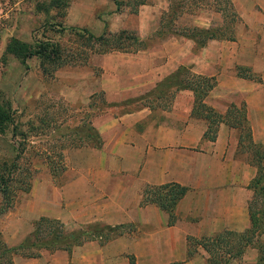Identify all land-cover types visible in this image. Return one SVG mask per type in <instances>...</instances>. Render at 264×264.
Returning <instances> with one entry per match:
<instances>
[{
    "label": "crops",
    "instance_id": "0c3cea01",
    "mask_svg": "<svg viewBox=\"0 0 264 264\" xmlns=\"http://www.w3.org/2000/svg\"><path fill=\"white\" fill-rule=\"evenodd\" d=\"M103 1L108 8L102 11ZM115 4L114 0H72L66 20L95 33L107 26L116 30L114 13L109 14ZM233 5L240 18L234 40L210 39L185 61L179 52L181 57L188 54L189 43L178 50V39H172L168 42L171 58L164 70L168 73L177 60L188 63L196 73L216 76V85L205 102L221 113L228 104L244 102L253 140L264 146V0H233ZM205 19L202 23L207 28L212 23ZM237 65L249 67L260 80L238 76ZM164 70L160 69L161 77L166 75ZM149 72L105 69L96 82L111 99L141 84L139 79ZM122 74L139 79L125 86L120 81ZM151 74L154 80L158 77L156 71ZM176 94L173 109L163 110L157 117L149 115L145 105L95 117L93 126L101 138L100 146L84 145L64 153L71 176L63 189L68 190L71 218L82 223H133L136 229L122 234L115 243L87 242L70 254L50 253L21 264H91L93 250L103 264H128L124 256L121 261L119 256L115 258L124 254H133L135 264H206L201 246L193 256H187L188 236L242 232L249 227L248 203L253 197L249 183L256 170L238 156L235 128L221 122L214 140L205 137L206 120L191 115L192 91L181 88ZM169 182L188 187L175 206L176 222L172 225L167 223V213L155 204H140L144 184ZM260 238L264 240V232ZM257 258L256 247L247 246L229 264L254 263Z\"/></svg>",
    "mask_w": 264,
    "mask_h": 264
},
{
    "label": "rangeland",
    "instance_id": "374dc122",
    "mask_svg": "<svg viewBox=\"0 0 264 264\" xmlns=\"http://www.w3.org/2000/svg\"><path fill=\"white\" fill-rule=\"evenodd\" d=\"M71 1L0 0V95L11 102L12 108L15 110L16 122L23 124L22 129L20 126L18 127L19 130L27 131L30 121L40 124L36 116L50 119L51 115L56 114L57 118V126L54 127L56 130H53L52 125L49 124V127L44 129V133L37 134L35 129L26 138L21 135H13L11 129L8 128L5 132H0V165L3 162H7L9 165L19 150L23 148L20 157L16 159V167L13 171L6 168L3 172L10 179L7 184L13 198V206L5 213L0 214V231L8 245H16L21 242L32 231L33 222L40 216L57 218L71 229L85 228L91 224H94L95 227H101L99 224L105 225L101 222L82 223L71 218L68 190L63 189L71 173L66 166L63 172L57 177H53L41 154L49 153L54 149L53 145L59 143L55 140L56 133L65 132L64 125H69L72 128L79 125L82 119H79L80 115H87V119L94 120L97 116L118 115L145 105L151 111L149 115L157 117L163 113V110L173 109L176 93L181 89L179 88L181 78L184 73L186 76L185 70L190 73L196 72L188 63L183 64L177 60H174V64L172 63L170 71L165 72L164 65L171 58L169 55L172 54V46L168 42L178 39L175 44L178 50L183 47L185 49L189 43L190 52L188 54L181 57V52H179V57L186 61L195 56L202 48L197 47L191 38L183 35L189 28L203 26L202 22L207 17L212 23L207 28L234 24L227 14L229 6L225 7L224 0H146L142 9L140 5L136 4L137 0H119L120 4H115V7L109 11V14L114 13L112 21L117 29L110 30L107 26L102 32L95 33L96 31L92 32L85 26L67 22L66 14ZM231 2L233 4V0ZM233 7L235 9L234 5ZM99 8L103 11L108 6L103 1ZM238 23H240V18ZM238 23L235 24V28ZM82 27L96 36L104 32H118L121 29H126L134 32L143 40V48L136 52L100 53L101 48L97 46L93 51L91 49L92 40L88 44L85 32L77 29ZM42 34L52 41L62 44L66 53H73V51L75 53L72 58L71 55L67 56L70 59L69 62L59 66L50 79L43 76L39 57H29L23 65L18 57L8 52L6 48L11 39L34 45L37 39L42 38ZM78 51H81L80 54ZM105 54H108L106 56L108 58L104 62ZM103 63L105 67H103ZM105 69L111 72L114 70H148L150 74L141 77V79L128 78L127 74H122L120 78L122 85L127 86L129 81L138 79L141 80V84L107 99L105 92L96 82L101 78ZM160 69L164 70L165 76L161 77ZM154 71L158 73L155 80L151 74ZM242 71L245 70L242 69ZM214 77L216 78V76ZM81 98L85 102H82ZM67 103H71L72 106ZM80 103L81 105H79ZM88 105L90 106L88 107ZM235 131L234 133L239 139L240 131L239 129H235ZM76 134L75 139L77 136L86 139L83 131ZM243 136L244 131L240 136L244 141ZM86 141V145H88L90 139ZM64 161L66 165L65 154ZM0 171H3V168L0 167ZM27 183H29V188L26 190ZM1 199L2 195L0 194ZM125 225L128 230L123 234H129L136 229L133 223H125ZM121 236H115L103 244L99 243L101 238L93 237L73 245L70 251L50 246H37L33 248V251H39L37 257L59 252L67 255L84 243L98 242L100 245H105L108 242L115 243ZM142 240L145 241V239ZM90 252L91 264H103L100 260L98 262V256L94 250ZM118 256V261H121L124 256V260L128 264L132 258L134 259L133 254L115 255V258ZM30 258L36 257L15 254L14 262L21 264Z\"/></svg>",
    "mask_w": 264,
    "mask_h": 264
},
{
    "label": "trees",
    "instance_id": "16d2710c",
    "mask_svg": "<svg viewBox=\"0 0 264 264\" xmlns=\"http://www.w3.org/2000/svg\"><path fill=\"white\" fill-rule=\"evenodd\" d=\"M117 5L119 0H114ZM146 0H137L136 4H144ZM225 7H228L227 14L230 20L234 22L231 26L202 28L193 26L188 29L187 33L183 35L191 38L197 47H203L210 39L219 40H234L235 38V24L239 21V16L235 11L231 0H224ZM224 7V8H225ZM222 10V9H220ZM225 17V13L223 14ZM223 17V18H224ZM84 31L88 44L92 40L91 49L95 51L96 47H100V53H107L111 51L122 52H136L143 48V40L134 32L126 29H121L118 32H104L101 35H94L88 29L82 27L77 28ZM42 38L36 40L35 44H27L17 39H11L7 44V51L18 57L21 64L25 65L26 59L32 56L40 58V68L43 76L52 78L55 70L68 63L70 59L67 56L75 54L66 53L65 47L62 44L52 41L45 34ZM81 51H78L80 54ZM77 55V54H76ZM85 62V61H84ZM236 74L240 77L259 81L260 77L253 72L249 67L239 66L235 67ZM244 69L245 71H242ZM186 76L181 78V85L179 88H185L192 91L193 106L191 115L203 117L207 122V127L204 136L214 140L217 134L219 124L221 122L227 123L230 127L239 129L238 139V156H243L252 166L255 167V175L251 179L249 186L253 191V197L248 203L250 225L242 232L232 230H223L212 236L187 237V256L191 257L197 252V247L201 246L207 253L206 264H229L230 260L239 258L247 246H254L258 250V258L254 263L241 264H264V240L261 239V234L264 232V146L261 143L255 142L252 137L251 126L247 117V109L244 102L240 104L231 103L226 109V112L219 113L213 107L205 102V96L216 85V78L214 76L201 75L190 73L185 70ZM67 105L72 106L71 103ZM81 105V103L79 104ZM90 105H88L89 107ZM234 111V112H233ZM238 113V114H237ZM87 115H80L81 119L79 125L74 128L69 125H64L65 132L56 133L57 145H53L49 153L45 152L41 155L45 159L49 171L53 177H57L66 169L64 161V150L71 147H80L87 144L86 140L90 139L88 145L99 147L101 138L93 126V119H87ZM38 121L40 124L30 121L28 123L27 131H23L22 123L16 122L15 110L12 108L11 102L0 95V132L11 129L13 135H21L23 138L29 136L33 130L35 133H44V129L52 125L57 126L56 114L51 115L50 119H44L40 116ZM78 119V120H79ZM25 124V123H24ZM61 124V123H60ZM21 127L19 130L18 127ZM72 128V129H71ZM83 131L85 138L77 136L76 133ZM242 131H244V141L241 139ZM74 134V135H73ZM15 156L13 162L9 165L3 162L0 167V214L5 213L13 206V198L10 195V188L7 182L10 180L3 172L6 168L11 171L16 167V159L20 157V153ZM9 171V172H11ZM29 183H27V188ZM188 187L176 182H169L164 184H144L141 187L140 204H155L168 215L167 223L172 225L176 222L175 206L177 202L184 196ZM95 227L94 224L88 225L85 228H68L61 220L48 216H40L33 222V229L30 233L18 244L8 245L3 239L0 231V264H14V255L20 254L26 257H37L39 251H33L37 246H50L55 249L71 250V247L80 244L81 241L99 237L100 244H103L115 236L122 235L128 228L125 224L117 225H101ZM98 225V226H99ZM129 230H131L129 228ZM129 264H135L132 258Z\"/></svg>",
    "mask_w": 264,
    "mask_h": 264
}]
</instances>
